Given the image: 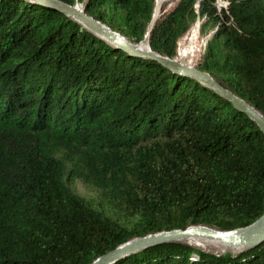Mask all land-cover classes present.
Wrapping results in <instances>:
<instances>
[{"label":"trees","instance_id":"1","mask_svg":"<svg viewBox=\"0 0 264 264\" xmlns=\"http://www.w3.org/2000/svg\"><path fill=\"white\" fill-rule=\"evenodd\" d=\"M61 1L175 59L196 16L217 20L212 0L197 15L178 0L146 40L152 0ZM228 10L192 65L264 114V0ZM263 210L264 134L228 100L54 9L0 0V264H89L134 236ZM111 264H264V241L236 254L165 242Z\"/></svg>","mask_w":264,"mask_h":264},{"label":"water","instance_id":"2","mask_svg":"<svg viewBox=\"0 0 264 264\" xmlns=\"http://www.w3.org/2000/svg\"><path fill=\"white\" fill-rule=\"evenodd\" d=\"M27 1L34 2L62 13L64 16L75 21L82 28L112 47L122 49L132 55L149 58L169 69L173 73L194 78L218 95L228 100L235 108L253 121L259 131L264 134V114L242 98L233 94L230 90L223 87L217 80L211 77L208 72L199 70L195 66H188L178 62L175 57H168L155 52L151 50L148 45L145 50L137 48L135 43L129 42L120 33L112 30L99 20L94 19L77 3L68 4L61 0ZM196 2L198 4V1ZM151 22H153L152 17L148 22L143 39L146 38L147 40V34L150 31L148 27ZM195 22H197V20H195ZM189 237L214 239L221 243L235 246L238 250H240V252L247 251L264 241V210L260 216L249 224L231 229H217L202 224H188L183 228L160 230L147 233L142 236H134L116 245L112 249L96 256L89 264H111L126 255L165 242H178L190 246V244L185 242V240Z\"/></svg>","mask_w":264,"mask_h":264},{"label":"rangeland","instance_id":"3","mask_svg":"<svg viewBox=\"0 0 264 264\" xmlns=\"http://www.w3.org/2000/svg\"><path fill=\"white\" fill-rule=\"evenodd\" d=\"M153 1L154 0H152V5H153ZM197 1L199 4V0H197ZM165 4L166 3L162 4L163 7L165 6ZM198 4L196 1L193 4V11L196 15L198 14V10H197ZM213 9H214V13H215V16L217 19L214 25H211V23H209V22L203 23L202 21L204 20V17L198 18V16H196V18L193 21L194 23L192 22L193 24L190 27V29L188 31L186 30L187 33L183 36V38L179 42L178 56H177L178 60H183L184 62L190 63L192 65L195 57L199 53H201V51L203 50L206 40L211 36V34L214 31H216V29H218V27H220V25H222L219 17L216 14V10L214 7H213ZM156 11H157V9H156ZM156 11L154 13L155 14L154 17L157 15ZM227 12H228V15L231 17V22L229 23V24H231L232 23V16L228 10V4H227ZM228 15H226L224 12H222V14H221V16L224 19H228ZM159 16H157V18ZM151 17H152V15H151ZM157 18H155V20ZM195 20H197V22H195ZM153 23H152V25H153ZM152 25H151L150 29L152 28ZM199 27H200V29H199ZM195 63H196V61H195ZM72 189L76 194L82 196L85 199L95 200V198H96V191L94 189H92L91 187H89L88 185L82 183L80 180L76 181V184ZM190 241H187V243L190 244V246L195 247V248L200 249V250H203L205 252H210L213 254L224 253V251L222 249H218L217 246H206L205 248H199V247H196V245L192 244ZM230 254H234V252H231Z\"/></svg>","mask_w":264,"mask_h":264},{"label":"built area","instance_id":"4","mask_svg":"<svg viewBox=\"0 0 264 264\" xmlns=\"http://www.w3.org/2000/svg\"><path fill=\"white\" fill-rule=\"evenodd\" d=\"M176 1L177 0H161L159 3V7L157 8V16L167 11L170 7H172L175 4ZM164 3L166 4L163 7L162 4ZM227 4H228V0H213L212 1V5L216 10V14L219 17L221 23L224 25H228L231 22V17L228 15V12H227ZM155 11H156V0L153 1L152 12H151L152 17ZM222 12L228 15V19H224L221 16Z\"/></svg>","mask_w":264,"mask_h":264},{"label":"bare ground","instance_id":"5","mask_svg":"<svg viewBox=\"0 0 264 264\" xmlns=\"http://www.w3.org/2000/svg\"><path fill=\"white\" fill-rule=\"evenodd\" d=\"M156 14H157V11H156ZM136 46H137V48H139L141 50L146 49V48H142L141 45L140 46L136 45ZM176 60L178 62L185 64V65L193 66L191 64H188L187 62H184L183 60H178V59H176ZM187 241H190L192 244L196 245V247H199V248H205L206 246H217L218 249H222L224 251V253L225 252H234V254H236V253L240 252V250H238L237 247L221 243V242L214 240V239H209V238H204V237H189L185 240V242H187Z\"/></svg>","mask_w":264,"mask_h":264}]
</instances>
